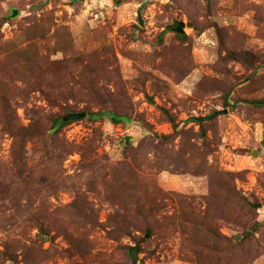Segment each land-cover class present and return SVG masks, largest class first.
<instances>
[{
  "label": "rangeland",
  "instance_id": "374dc122",
  "mask_svg": "<svg viewBox=\"0 0 264 264\" xmlns=\"http://www.w3.org/2000/svg\"><path fill=\"white\" fill-rule=\"evenodd\" d=\"M263 101L264 0H0V264H264Z\"/></svg>",
  "mask_w": 264,
  "mask_h": 264
},
{
  "label": "water",
  "instance_id": "95a60500",
  "mask_svg": "<svg viewBox=\"0 0 264 264\" xmlns=\"http://www.w3.org/2000/svg\"><path fill=\"white\" fill-rule=\"evenodd\" d=\"M16 14V10H14L13 11V15H15ZM138 22H139V24H141V18H140V16H138ZM182 27H183V23H180L179 24V28L177 29V32L178 33H182ZM219 112H213L210 116H215V115H217ZM84 116V113L83 112H80V113H69L65 118H64V120H71V119H79V118H81V117H83ZM253 206H255V207H258L259 205L258 204H253ZM130 255H131V257H132V259L133 260H136V258H137V251H136V248H132L131 250H130Z\"/></svg>",
  "mask_w": 264,
  "mask_h": 264
},
{
  "label": "trees",
  "instance_id": "16d2710c",
  "mask_svg": "<svg viewBox=\"0 0 264 264\" xmlns=\"http://www.w3.org/2000/svg\"><path fill=\"white\" fill-rule=\"evenodd\" d=\"M264 102V101H263ZM109 115L110 116V118H111V120L113 121V122H115V123H118V122H120V120H121V117L120 116H115L114 114H112V113H105V112H97V113H95V114H91V116H98V117H101V116H103V115ZM56 123H57V121H56ZM59 124L58 125H62L63 124V122L62 121H59L58 122Z\"/></svg>",
  "mask_w": 264,
  "mask_h": 264
}]
</instances>
